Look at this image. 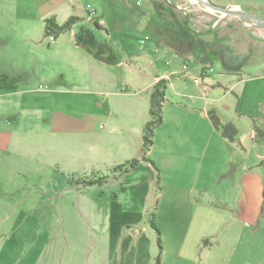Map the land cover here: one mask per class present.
I'll return each mask as SVG.
<instances>
[{
	"label": "rangeland",
	"instance_id": "obj_1",
	"mask_svg": "<svg viewBox=\"0 0 264 264\" xmlns=\"http://www.w3.org/2000/svg\"><path fill=\"white\" fill-rule=\"evenodd\" d=\"M209 1L264 22V0ZM53 16L60 24L72 16L80 22L57 39L46 37L44 21ZM97 17L102 30L94 26ZM175 25L208 42L224 38L240 58L250 54L239 74L219 63L208 70V104L195 99L201 90L192 85L202 83V66L192 56L184 62L170 46ZM82 27L112 47L122 67L78 47ZM175 71L173 82L159 78ZM3 75L18 94L4 104L3 119L20 109V98L25 112L4 129L11 138L4 133L0 140V264H157L159 258L161 264H264V205L257 221L246 215L233 182L239 166L230 164L222 180L211 178L212 203L196 179L175 171L171 150L176 138L180 149L189 138L184 156L196 155L205 135L212 162L232 156L210 120L197 127L201 112L234 125L238 142L251 137L254 121L264 130L263 27L196 0H0ZM161 81L168 82L165 120L146 153L150 95ZM262 144L238 145V164L261 165ZM132 161L139 163L129 174L115 172Z\"/></svg>",
	"mask_w": 264,
	"mask_h": 264
},
{
	"label": "trees",
	"instance_id": "obj_2",
	"mask_svg": "<svg viewBox=\"0 0 264 264\" xmlns=\"http://www.w3.org/2000/svg\"><path fill=\"white\" fill-rule=\"evenodd\" d=\"M78 22H80V20L75 16L70 17L64 24H60L54 16L47 18L44 21L45 36L57 39L62 34L70 32L73 27L78 24ZM94 26L99 30L103 29L98 17L94 19ZM171 33L175 42L174 45H170L172 50H174L184 60H186V58H191L189 56H192L200 63L203 72L212 69L216 63H219L227 74H239V72L241 73L248 65L251 59L249 53L241 58L234 55L230 46L226 44V40L224 38L216 36L212 42H208L202 39L198 34L192 33L187 26L183 27L181 25H175L171 29ZM96 39L97 38L94 35V32L86 27H82L79 33L75 35L76 45L84 49L90 56L94 57V59L107 65H117L119 63V58L115 50L106 44L100 43ZM182 46L183 48H181ZM185 47H187L186 49L188 50H186ZM192 63H194V60ZM13 83L14 81L11 82L9 77L4 75L0 76V86L3 88L5 86L4 89H12V87L9 86H12ZM167 84L168 82L161 81L153 88L150 95L151 120L145 126L143 135V152L146 153L154 146L153 137L155 130H158V128L164 123L165 91ZM209 118L214 129L217 132H220L225 139L230 142L237 141L238 131L234 125L224 124L215 113L210 114ZM254 123L255 125L253 126L256 133V139L259 143H262L264 142V140L261 139L264 138V130L259 127L256 121H254ZM138 163L139 162L137 161H132L131 163L129 162L126 165L117 167L115 172L129 174ZM98 183L90 182L89 185L92 186ZM154 229L159 235L158 243L162 252L160 232L156 229V226H154ZM157 264H161L160 258L158 259Z\"/></svg>",
	"mask_w": 264,
	"mask_h": 264
},
{
	"label": "crops",
	"instance_id": "obj_3",
	"mask_svg": "<svg viewBox=\"0 0 264 264\" xmlns=\"http://www.w3.org/2000/svg\"><path fill=\"white\" fill-rule=\"evenodd\" d=\"M165 51V50H164ZM168 53H173L174 51H167ZM175 53V52H174ZM161 53L158 52V50H155L154 55H161ZM177 54V53H175ZM178 55V54H177ZM180 56V55H178ZM156 57V56H155ZM181 57V56H180ZM182 58V57H181ZM183 59V58H182ZM149 63L148 66L151 68H156L155 66V62L152 59H149ZM183 61L185 62L186 60L183 59ZM188 62V61H186ZM168 65L170 64V62L168 61L167 63ZM125 65V64H124ZM109 66H117V67H122V64L119 65H109ZM200 73H201V79L199 78V82L202 80V83H200V85L195 84L192 81V85H194L197 89L201 90V94L199 95H195V99H202L204 100L205 98L207 99V104H208V94L209 92H212V88H210V86L212 85V83H205V80L208 79L209 76H207L206 74L210 73L208 70L206 72H203L200 69ZM183 75V74H180ZM222 75V74H221ZM158 75H156L153 78V82L150 85L149 89H152L154 82H156L155 78ZM176 76H179L176 74V71L173 75H163L159 78H163V77H171L170 82L174 81V78ZM223 76V75H222ZM197 78V77H196ZM195 79V78H194ZM169 82V83H170ZM204 91V96H202ZM228 94V93H227ZM14 97H18V94H16V90H0V140L3 138V134H8V138H11L13 132L12 130H4V129H8L12 126H14V124H18L20 119L22 118L21 116V111H24L23 108V101L24 98H20L18 101V106L20 107V109H18V111L16 112H8V121L7 123L5 122L4 118V104H7V102L12 101V99ZM166 105V104H165ZM165 108V106H164ZM181 109V108H180ZM177 110H179V108H177ZM181 111V110H179ZM25 112V111H24ZM30 112V111H29ZM175 112V111H174ZM183 112V111H182ZM201 118H198L196 121V125L202 126V128L206 127V124L208 125V121L209 116H206L204 113L201 112L200 114ZM164 120H165V114H164ZM164 124V123H163ZM162 124V125H163ZM161 125V126H162ZM160 126V127H161ZM260 126V125H259ZM204 131V130H203ZM159 132V131H158ZM176 141H174V143L172 142L173 148L171 150H173V152L176 151L177 155H175V159L173 160V167L174 169L176 168V172L179 175L185 174L187 178L191 179H196V181L198 182V184H201V189H199L200 193H202V197H207V199H209V201H213L212 203L215 202V198H212L211 195L209 194V190L212 188V186L214 185V183L211 182V178H213V180H220L221 178H226V174H224L227 170V168L229 167L230 164H234L236 167L239 166L240 170L239 173L237 172V169H235L234 172V177L233 178V182L235 184V188L236 190H238V192L240 193V199L241 202L240 205L242 204L243 207H245V212L246 215L247 213H249L250 218L254 219V220H258L259 216L261 214V210L263 209V205H264V177H262V175L260 174V171L262 170V166L264 164V161L261 163V165H256V163L251 164V165H244L243 166V161L239 160V164H238V160L235 157L236 153H237V146L239 145H243L242 147H244V144L247 143L248 139H251V143L253 142L254 147L257 145H263L262 143L260 144L257 139H256V133L255 130L253 129V132L251 134V137L249 138L248 136H244L241 140L235 141V142H227V146L229 147L230 151H231V157H227V158H215V160L212 162V158L210 156L209 153V146H207V144L205 143V135L203 136V141L202 142H198L196 144V155L192 154V153H188L187 156L185 155L186 151L190 150V146L189 144L187 145V142L190 140L188 138V141L185 142V144L182 146L183 149L179 148V145L181 146V144L179 143V139L176 138ZM170 143V142H169ZM177 144V146H175ZM168 145V142H167ZM8 146L10 147L11 144H7L6 149L8 148ZM3 150V148L1 149ZM180 151H184V154H182ZM215 154H217L216 150H213ZM246 162V161H245ZM264 168V167H263ZM238 173V175H237ZM200 180H203V182H201ZM222 180V179H221ZM205 193V194H203ZM219 200H223L221 199V196L218 194H215ZM224 204H227L224 200H223ZM203 218H207V216L203 217ZM246 223L248 224V221H246Z\"/></svg>",
	"mask_w": 264,
	"mask_h": 264
},
{
	"label": "water",
	"instance_id": "obj_4",
	"mask_svg": "<svg viewBox=\"0 0 264 264\" xmlns=\"http://www.w3.org/2000/svg\"><path fill=\"white\" fill-rule=\"evenodd\" d=\"M202 4H205L206 6H208L209 8H212L214 9L215 11H218L220 13H223V14H226V15H232V16H237V17H240L242 19H248L250 21H253L254 23H256L258 26L260 27H263L264 28V22L258 20L255 16L251 15V14H248V13H245V12H242L240 10L238 11H234V10H231L229 8H224L222 6H219V5H216V4H213L211 1L209 0H196Z\"/></svg>",
	"mask_w": 264,
	"mask_h": 264
},
{
	"label": "bare ground",
	"instance_id": "obj_5",
	"mask_svg": "<svg viewBox=\"0 0 264 264\" xmlns=\"http://www.w3.org/2000/svg\"><path fill=\"white\" fill-rule=\"evenodd\" d=\"M234 11H238V9H233ZM256 24V23H255Z\"/></svg>",
	"mask_w": 264,
	"mask_h": 264
},
{
	"label": "built area",
	"instance_id": "obj_6",
	"mask_svg": "<svg viewBox=\"0 0 264 264\" xmlns=\"http://www.w3.org/2000/svg\"><path fill=\"white\" fill-rule=\"evenodd\" d=\"M91 15H94V14L91 13ZM94 19H95V18H94ZM186 69H187V68H186ZM196 83H198V81H196Z\"/></svg>",
	"mask_w": 264,
	"mask_h": 264
}]
</instances>
